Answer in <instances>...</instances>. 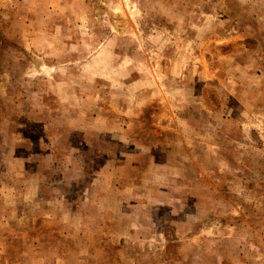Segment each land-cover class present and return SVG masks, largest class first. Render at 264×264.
<instances>
[{
	"label": "rangeland",
	"instance_id": "obj_1",
	"mask_svg": "<svg viewBox=\"0 0 264 264\" xmlns=\"http://www.w3.org/2000/svg\"><path fill=\"white\" fill-rule=\"evenodd\" d=\"M2 197L0 264H264V0H0Z\"/></svg>",
	"mask_w": 264,
	"mask_h": 264
},
{
	"label": "crops",
	"instance_id": "obj_2",
	"mask_svg": "<svg viewBox=\"0 0 264 264\" xmlns=\"http://www.w3.org/2000/svg\"><path fill=\"white\" fill-rule=\"evenodd\" d=\"M26 174H28V173H26ZM26 178L27 177H25V179L22 181L23 185L25 186V189L27 190V192L25 194L26 195L29 194V196L32 195V196L37 197V198H32L31 199L32 202L34 200H37V201L42 200L41 199V193H42L41 190L45 189V186H46V179H45V177L43 179H41V180L40 179L39 180H34L33 177L30 178V176H29V179H26ZM7 186L8 187H7V189H5L6 194L4 195V197L7 196L8 192H10L11 189H14L15 190V187H13V185H7ZM38 203L41 205L40 202H38ZM17 205H18L17 198H15V199L13 197L12 198H10V197H8V198H3V197L0 198V207H4V208L5 207H11V206H15L16 207ZM28 205L31 206L32 203H28L27 202L26 203V207H28ZM32 216L33 215H28V214L27 215L26 214L25 215H21L19 213H17L15 215V217H17V219H20L21 218V220H23L24 217H27V219H28L29 222L32 221V219H33ZM43 216H45V214L39 215V217H43Z\"/></svg>",
	"mask_w": 264,
	"mask_h": 264
}]
</instances>
